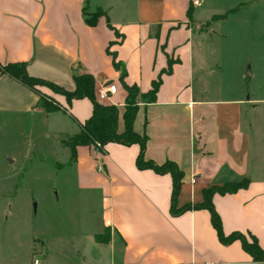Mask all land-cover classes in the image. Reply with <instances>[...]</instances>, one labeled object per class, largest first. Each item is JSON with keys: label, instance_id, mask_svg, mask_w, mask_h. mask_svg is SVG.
<instances>
[{"label": "crops", "instance_id": "crops-1", "mask_svg": "<svg viewBox=\"0 0 264 264\" xmlns=\"http://www.w3.org/2000/svg\"><path fill=\"white\" fill-rule=\"evenodd\" d=\"M8 64L67 92L73 76H91L95 97L113 83L115 95L97 102L119 108L118 131L122 84L145 94L161 79L153 102L137 101L133 129L146 137V160L181 172L174 207L189 209L172 214V177L137 169L139 145L77 148V187L97 200L100 221L80 264H264L238 240L223 245L210 212L194 208L204 190L247 180L211 202L224 236H252L264 253V0H135L134 10L126 0H0V67ZM55 100L60 109L45 113L39 94L0 76V119L41 118L77 134L91 102Z\"/></svg>", "mask_w": 264, "mask_h": 264}, {"label": "rangeland", "instance_id": "rangeland-1", "mask_svg": "<svg viewBox=\"0 0 264 264\" xmlns=\"http://www.w3.org/2000/svg\"><path fill=\"white\" fill-rule=\"evenodd\" d=\"M126 3L134 10L135 0ZM36 90L59 108L55 98L62 92L47 85ZM42 122L0 119V264H32L34 259L39 264H80L86 236L100 231L99 204L78 190L75 167L68 164L69 152L61 143L71 129H57L56 123L46 129Z\"/></svg>", "mask_w": 264, "mask_h": 264}, {"label": "trees", "instance_id": "trees-1", "mask_svg": "<svg viewBox=\"0 0 264 264\" xmlns=\"http://www.w3.org/2000/svg\"><path fill=\"white\" fill-rule=\"evenodd\" d=\"M101 13L97 11L90 17L85 19V23L88 26H94L98 16ZM87 16V15H85ZM158 35V29L156 28L154 31L155 37ZM172 63L167 64V68H165L162 74L169 73L171 71ZM115 68L118 66L115 64ZM7 75L8 77L18 81L22 85L27 88L35 91L37 94L36 87L39 85H47L51 87L53 90H57L63 93V96L67 101H71L74 99H88L92 104V112L88 119H86L83 123L79 125V132L72 136L67 137L63 140L62 146L66 148L69 152L68 164H73L76 161V152L79 147H89L94 148L98 151H101L105 145L108 143H119L125 146H129L132 144L139 145L140 151L135 160V165L139 170H153L157 174H170L172 177V195H171V210L172 214L176 215L182 210H187L189 207L182 209L180 211H175V199L177 197L180 183H181V172L178 168L170 162H166L163 165H155L150 160H146L144 157V150L146 144V137L140 136L133 129L134 119L137 113V98L141 97L142 99H147L144 102H153L156 96V93L161 85L160 77L154 81L151 85V89L149 92L145 94H141L138 88L135 85H123V89L125 90L126 96L124 99V105L122 108V121H123V130L118 131V119H119V108L114 105H103L97 102L95 98V90H94V80L89 75L82 76H73V82L75 84V88L72 92H67L62 88L48 83L46 81H42L40 79H35L27 75L25 64H8L0 67V76ZM125 76L124 70L121 72L120 79L123 80ZM41 110L45 113L56 112L59 109L45 100L43 97L39 95L38 105ZM248 181L244 180L239 183H227L220 187H213L209 190L203 191V202L199 205H195L194 208L206 209L210 212L211 216V224L215 229L219 241L223 245H228L234 241H240L243 249L247 252L253 260L264 263V253L260 246L258 245L257 240L254 237H250V243L245 240V238L238 234L232 233L229 236H224L221 227V221L213 209V205L211 202L212 197L215 194L225 195V194H233L241 189H245L247 187ZM95 240L98 243H106L107 238L104 237V234L96 236Z\"/></svg>", "mask_w": 264, "mask_h": 264}, {"label": "built area", "instance_id": "built-area-1", "mask_svg": "<svg viewBox=\"0 0 264 264\" xmlns=\"http://www.w3.org/2000/svg\"><path fill=\"white\" fill-rule=\"evenodd\" d=\"M116 93V86L113 83H108L104 86H102L96 96L97 101H108L112 96H114ZM32 264H39V261L35 259ZM189 264H217L212 262L203 261L200 263H189Z\"/></svg>", "mask_w": 264, "mask_h": 264}]
</instances>
